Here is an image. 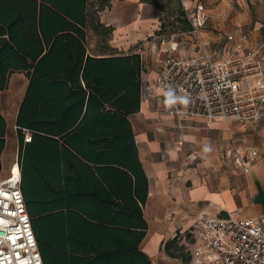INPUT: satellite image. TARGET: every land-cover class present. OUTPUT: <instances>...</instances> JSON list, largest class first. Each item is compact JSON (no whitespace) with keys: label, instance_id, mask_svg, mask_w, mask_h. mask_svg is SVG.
<instances>
[{"label":"trees","instance_id":"obj_1","mask_svg":"<svg viewBox=\"0 0 264 264\" xmlns=\"http://www.w3.org/2000/svg\"><path fill=\"white\" fill-rule=\"evenodd\" d=\"M109 1L0 0V92L14 73L28 79L15 121L20 189L43 264H150L139 249L147 178L129 122L142 61L86 52L88 31L111 32L98 20ZM5 133L0 113V155ZM163 250L184 257L175 238Z\"/></svg>","mask_w":264,"mask_h":264},{"label":"crops","instance_id":"obj_2","mask_svg":"<svg viewBox=\"0 0 264 264\" xmlns=\"http://www.w3.org/2000/svg\"><path fill=\"white\" fill-rule=\"evenodd\" d=\"M172 1L110 0L109 6L98 13V20L111 32L102 37L96 33L90 36L89 31L86 52L96 58L140 56L139 110L129 116L138 159L147 178L142 209L147 230L139 249L150 264H195L192 253L199 241L192 238L190 230L197 217L264 218V117L244 126L229 122L236 142L257 152L249 175L243 176L220 161L219 149L227 140H220L216 132L222 122L206 127L201 120L170 117L165 113L167 101L155 81L162 58L201 53V40L218 55L228 47L225 37L236 35L238 28L248 35V49L264 56V0H201L208 15L201 40L183 30L162 38L161 20ZM175 1L180 2L188 22L185 12H191L198 0ZM27 84L23 73H14L0 92V113L6 123L1 174L8 170L15 153L18 157L15 121ZM190 156L195 159L190 160ZM174 238L183 247L184 257L165 254L164 244ZM185 257L188 260L184 261Z\"/></svg>","mask_w":264,"mask_h":264},{"label":"built area","instance_id":"obj_3","mask_svg":"<svg viewBox=\"0 0 264 264\" xmlns=\"http://www.w3.org/2000/svg\"><path fill=\"white\" fill-rule=\"evenodd\" d=\"M185 11V10H184ZM189 34L201 40L208 15L198 0L185 12ZM228 47L218 55L201 40L203 51L186 58H162L155 81L166 101L165 113L176 119L252 124L264 117V56L248 49V35L238 28L225 37ZM29 132L23 142H30ZM223 165L248 176L257 152L236 142L230 134L220 147ZM195 156H190L194 160ZM18 157L0 176V264H43L20 189ZM199 244L192 253L195 264H264V218L237 219L202 215L190 230Z\"/></svg>","mask_w":264,"mask_h":264},{"label":"rangeland","instance_id":"obj_4","mask_svg":"<svg viewBox=\"0 0 264 264\" xmlns=\"http://www.w3.org/2000/svg\"><path fill=\"white\" fill-rule=\"evenodd\" d=\"M95 0H89V8H92V4H94ZM181 4L179 1H175L173 0L171 3V6H169L163 15V18L161 20V28L162 30H160V34L162 36V38H167V36L172 33L173 31H182L184 26H185V18L184 16L180 15L181 14ZM180 18V22L179 21H175L176 17ZM89 32V31H88ZM94 35V33L92 32L90 36ZM103 37V36H102ZM88 44V43H87ZM233 125V124H232ZM231 123H221L219 124V126H217V135H219V139L220 140H226L228 139L229 135H230V131L232 128ZM226 131V132H224ZM228 135V137H227ZM218 137V136H217ZM16 153L14 154V159L16 158Z\"/></svg>","mask_w":264,"mask_h":264}]
</instances>
